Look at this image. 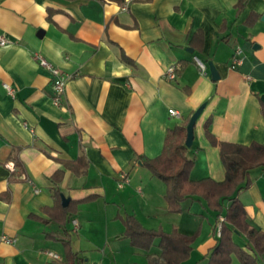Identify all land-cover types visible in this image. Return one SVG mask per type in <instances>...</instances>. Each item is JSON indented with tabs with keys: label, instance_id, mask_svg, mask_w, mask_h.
Returning <instances> with one entry per match:
<instances>
[{
	"label": "crops",
	"instance_id": "obj_1",
	"mask_svg": "<svg viewBox=\"0 0 264 264\" xmlns=\"http://www.w3.org/2000/svg\"><path fill=\"white\" fill-rule=\"evenodd\" d=\"M238 2L0 0V34L8 39L0 45V264H148L149 253H161L160 239L149 250L133 245L127 215L147 229L195 236L181 264L209 263L230 198L221 213L198 196L172 212L166 182L145 160L160 156L168 132L187 127L202 104L187 147L192 179L225 178L213 139L264 143V0ZM35 52L73 75L60 107ZM171 65L173 80L164 76ZM120 173L129 176L123 187ZM250 177L236 196L264 231V168ZM233 240L248 249L246 234L235 229Z\"/></svg>",
	"mask_w": 264,
	"mask_h": 264
},
{
	"label": "trees",
	"instance_id": "obj_2",
	"mask_svg": "<svg viewBox=\"0 0 264 264\" xmlns=\"http://www.w3.org/2000/svg\"><path fill=\"white\" fill-rule=\"evenodd\" d=\"M247 1L239 0L238 6L243 7ZM124 59L132 62L127 56ZM262 110L264 114V104ZM186 133V127L170 130L161 155L145 160L146 166L153 175L166 182L169 209L172 212H181L185 200L198 196L204 198L211 209L221 213L222 200L230 198L226 221L223 222L221 234L210 254L208 264H231L232 254H236L242 264H262L258 261V257L264 254V231L250 224L246 207L236 193L251 185L252 168L259 166L264 168V143L252 142L245 145L213 139L219 146L225 178L221 181L210 177L194 180L190 176L194 160L188 157L184 142ZM17 165H20L19 162ZM58 175L62 176L63 171L56 172L55 176ZM122 220L126 227L125 236L131 239L133 245L149 250L154 241L160 239L161 253H149L148 264H181L189 256L195 236L147 229L133 215H127ZM235 229L247 235L248 249L234 242ZM66 246L68 257L73 260L75 255L71 251L69 242H66Z\"/></svg>",
	"mask_w": 264,
	"mask_h": 264
},
{
	"label": "built area",
	"instance_id": "obj_3",
	"mask_svg": "<svg viewBox=\"0 0 264 264\" xmlns=\"http://www.w3.org/2000/svg\"><path fill=\"white\" fill-rule=\"evenodd\" d=\"M97 1L108 2L109 0H97ZM122 8L126 9L127 8L126 4H124ZM7 43H8V39L4 35L0 34V45H6ZM240 52H241V49L238 48L237 53H240ZM33 57L38 61V63L41 66L45 67L50 72L51 79H52V95H51L52 103L57 107L62 106L64 103L67 82L73 75L61 70L60 68L55 66L53 63H51L42 54L38 52H35ZM198 62H199L200 67L204 70L205 64L199 59H198ZM240 62H241L240 56L234 57L232 67H234L237 64H240ZM176 71H177V65H171L170 67L166 69L164 76L168 79L173 80L176 78V73H177ZM5 87L11 95L15 94V88L12 85L5 83ZM169 112L172 116H177V117L181 116V113L176 109H170ZM128 181H129L128 174L126 173L119 174V178H118L119 187H123L124 184L127 183ZM35 191H39V189L35 188ZM225 221H226V217L224 215L218 216L217 223H216V229H217L218 235L221 234L222 225H223V222ZM73 224H74V229L78 230V220L77 219L73 220ZM3 240L10 243L14 241V238H9V237L4 236ZM46 254L47 256L54 258L56 260H59L61 258L58 253L51 251V250H47ZM91 264H98V263H91Z\"/></svg>",
	"mask_w": 264,
	"mask_h": 264
},
{
	"label": "water",
	"instance_id": "obj_4",
	"mask_svg": "<svg viewBox=\"0 0 264 264\" xmlns=\"http://www.w3.org/2000/svg\"><path fill=\"white\" fill-rule=\"evenodd\" d=\"M262 19L264 20V15L262 17ZM191 51H193L191 49ZM211 70H212V76L213 78L215 79L216 78V71L214 70L213 67H211ZM205 107V104H202L191 116L188 124H187V127H186V130H187V134H186V140H185V145L187 147H190L192 144H193V141H194V129H195V125H196V121L198 119V117L200 116V114L202 113L203 109ZM62 196V203L64 206H67L69 201H70V198L69 197H66L64 194H61Z\"/></svg>",
	"mask_w": 264,
	"mask_h": 264
},
{
	"label": "rangeland",
	"instance_id": "obj_5",
	"mask_svg": "<svg viewBox=\"0 0 264 264\" xmlns=\"http://www.w3.org/2000/svg\"><path fill=\"white\" fill-rule=\"evenodd\" d=\"M239 238L244 239L245 236H244V235H240ZM239 242H240V241H239ZM238 263H240V261H239V259L236 258V260H235V264H238ZM240 264H241V263H240Z\"/></svg>",
	"mask_w": 264,
	"mask_h": 264
}]
</instances>
